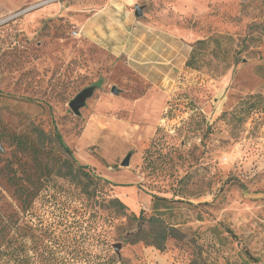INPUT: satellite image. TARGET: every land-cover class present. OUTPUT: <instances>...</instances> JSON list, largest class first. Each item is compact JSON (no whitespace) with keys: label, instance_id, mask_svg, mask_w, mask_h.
I'll list each match as a JSON object with an SVG mask.
<instances>
[{"label":"rangeland","instance_id":"rangeland-1","mask_svg":"<svg viewBox=\"0 0 264 264\" xmlns=\"http://www.w3.org/2000/svg\"><path fill=\"white\" fill-rule=\"evenodd\" d=\"M90 1L0 0L1 201H13L2 167L10 159L31 163L10 135L41 132V144L68 158L58 131L76 161L102 181L89 194L53 176L36 200V222L85 231L96 248L104 238L111 247L121 243V256L132 264H264V0L139 4L153 19L174 20L190 32L192 45L210 40L194 68L177 75L154 133L137 143L125 134L130 124L144 123L129 117L133 74L123 58L115 60L78 30ZM96 83L76 115L69 102ZM130 151V164L122 166ZM127 185L132 189L119 193ZM114 197L127 213L111 204ZM141 213L162 217L182 239L170 238L163 249L127 243L139 225L132 215ZM246 250L259 262L248 261Z\"/></svg>","mask_w":264,"mask_h":264},{"label":"trees","instance_id":"trees-1","mask_svg":"<svg viewBox=\"0 0 264 264\" xmlns=\"http://www.w3.org/2000/svg\"><path fill=\"white\" fill-rule=\"evenodd\" d=\"M209 40L210 38L198 39L191 44L192 51L186 61V67L194 68L203 45ZM181 95L170 99L169 104L181 100ZM251 97L258 99L261 96ZM168 115L167 108L163 120L167 119ZM41 135V132H38L35 138L29 134L10 135L17 147L16 151L29 156L31 163L10 159L1 169L13 201L2 202L3 194L0 193V264H132L115 250L113 252L114 244L111 247L105 238L102 247L96 248L87 239L85 231L75 230L68 224L65 229L54 231L34 220L36 200L53 176L67 177L82 185L83 191L89 194L91 189L95 193L102 181L94 172L87 170V166L76 161L73 150L58 131L55 132V139L62 147L60 149L68 154V158L57 155L53 148H46L41 144ZM155 199L163 204L171 201L163 196H155ZM110 201L118 211L127 213L126 204L118 197L111 198ZM132 217L138 220L139 225L135 231L129 232L126 240L129 244L145 242L163 249L170 238L182 239L183 235L179 230L167 225L158 215L147 218L141 213L140 216L133 214ZM228 231L232 233V230ZM245 255L248 261L259 262V258L248 250ZM192 261L190 264H214L203 260Z\"/></svg>","mask_w":264,"mask_h":264},{"label":"crops","instance_id":"crops-1","mask_svg":"<svg viewBox=\"0 0 264 264\" xmlns=\"http://www.w3.org/2000/svg\"><path fill=\"white\" fill-rule=\"evenodd\" d=\"M143 1L93 0L85 4L89 9L79 15L81 36L101 47L115 60L123 58L126 69L133 74L135 91L129 117L144 123L134 122L125 131L132 143L154 133L169 92L175 88L177 75L192 51L188 42L191 33H185L174 20L160 22L153 19L155 14L146 8L142 17L136 16L135 5L143 4ZM142 87L145 91H137ZM131 187L123 186L119 193Z\"/></svg>","mask_w":264,"mask_h":264},{"label":"water","instance_id":"water-1","mask_svg":"<svg viewBox=\"0 0 264 264\" xmlns=\"http://www.w3.org/2000/svg\"><path fill=\"white\" fill-rule=\"evenodd\" d=\"M144 8L145 5H139V4L135 5V14L137 17L143 16ZM97 87H99L98 83L85 87L69 102L70 108L76 115L81 114V108L87 105V100L93 95ZM112 91L118 93V90L115 86L112 87ZM131 156H132V152H129L121 162V165L128 166L130 164ZM113 247L115 252L120 255L121 243H116L113 245Z\"/></svg>","mask_w":264,"mask_h":264},{"label":"built area","instance_id":"built-area-1","mask_svg":"<svg viewBox=\"0 0 264 264\" xmlns=\"http://www.w3.org/2000/svg\"><path fill=\"white\" fill-rule=\"evenodd\" d=\"M74 34H77V32L75 31Z\"/></svg>","mask_w":264,"mask_h":264}]
</instances>
